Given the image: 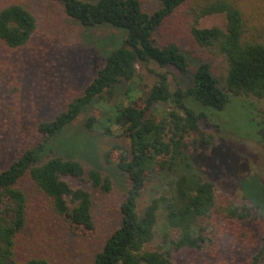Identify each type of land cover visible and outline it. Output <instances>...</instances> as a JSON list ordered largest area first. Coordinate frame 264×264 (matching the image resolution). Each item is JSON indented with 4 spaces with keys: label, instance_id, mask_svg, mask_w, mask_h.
<instances>
[{
    "label": "trees",
    "instance_id": "obj_1",
    "mask_svg": "<svg viewBox=\"0 0 264 264\" xmlns=\"http://www.w3.org/2000/svg\"><path fill=\"white\" fill-rule=\"evenodd\" d=\"M55 1L88 31L85 41L100 52L103 62L65 109L38 124L40 137L36 143L0 169V264H56L54 234L46 231L43 239H37L33 223L28 230L31 220L23 188L26 179L50 200V209L71 234L84 238L94 234L91 192L73 187L65 179L71 176L86 181L102 193L113 189L110 174L103 173L95 163L86 165L73 156L75 150L88 145L80 136L68 135L69 129L91 106L95 107L86 119V129L101 127L107 133L112 125L119 129L117 135L126 143L112 146L119 151L116 160L110 150L104 159L127 176L119 206L120 221L95 252L92 264H175L177 252L203 248L213 218L240 222L253 213L264 215V182L259 177L246 173L241 179L246 203L222 204L212 180L185 168L164 176L144 208L138 207L153 177L173 167L183 154L187 136L192 131L201 132L199 121L206 113L197 111L199 106L222 111L231 104L246 102L241 99L244 96L264 99V0ZM177 14L185 17L200 47L222 57L226 73L220 80L211 62L204 60L196 66L186 87L177 82L172 89L167 73L155 71L152 85L140 90L136 84L139 64L153 62L180 72L188 69V56L178 42L159 43L155 37L156 30ZM213 14L224 15V27L198 26L201 18ZM36 28L37 19L27 5L0 1L1 44L21 47ZM98 28H108L110 33L91 32ZM119 93L125 95L127 103L111 104L109 101ZM101 104L108 107L102 116L98 108ZM164 104L173 107L168 118L161 115ZM262 118L247 135L254 137L264 130ZM201 135L205 142L213 137ZM181 159L183 162L184 157ZM29 239L34 242L32 252L22 256L19 247ZM250 264H264V235Z\"/></svg>",
    "mask_w": 264,
    "mask_h": 264
},
{
    "label": "rangeland",
    "instance_id": "obj_2",
    "mask_svg": "<svg viewBox=\"0 0 264 264\" xmlns=\"http://www.w3.org/2000/svg\"><path fill=\"white\" fill-rule=\"evenodd\" d=\"M3 1V0H0ZM27 5L37 19V28L29 41L21 47L10 48L0 43V169L12 161L24 148L32 146L39 139L38 124L51 119L58 111L65 109L72 97L79 94L95 75L102 64L100 52L85 41L88 33L78 22L66 15L61 4L55 0H15ZM155 3L156 0H152ZM149 4V5H152ZM225 26L223 14L208 15L200 19L199 27ZM189 23L182 14L172 16L155 32L159 43L175 40L188 56L189 65L185 72L173 67L161 68L151 62L138 65L137 85L140 90L152 85L155 71L166 72L170 86L177 82L182 87L189 85L196 66L204 60L210 61L213 73L222 80L226 64L222 57L211 55L192 38ZM94 34H106L109 29H94ZM110 33V32H109ZM126 85V83H125ZM243 104H231L218 111L203 109L206 116L199 121L200 131H192L183 146V154L178 156L173 167L153 177L147 191L139 200V210L151 198L152 192L163 181V177L179 172L194 170L205 179L212 180L217 187L220 203L233 202L242 205L247 202L241 191V179L246 173L259 177L264 182V130L251 137L248 130L260 122L264 116V99L254 96L241 97ZM111 104L127 103L124 94L119 93ZM242 106V107H241ZM86 109L72 124L69 131L87 142L73 156L86 165L97 164L103 173L113 178V189L102 193L86 181L67 176L66 181L73 187L88 189L93 199L95 232L88 238L74 236L65 227L62 219L50 209V200L26 179L23 188L29 199L28 230L33 223L37 239L46 233L54 234L53 249L56 264H92L94 254L103 241L118 226L119 206L124 198L127 176L116 165L107 164L104 154L111 151L116 160L119 151L113 149L115 143H126L118 136L119 129L112 125L111 132L104 128L87 130L86 119L93 111ZM101 116L107 114V105L98 106ZM161 115L167 116L173 107L162 105ZM264 127V126H263ZM213 137L209 142L202 134ZM181 156L184 161L180 162ZM34 220V221H33ZM41 226V229L39 227ZM264 235V215L253 213L243 221L217 220L213 218L207 227L203 248L183 250L174 256L175 264H250L251 256L262 245ZM28 238V236H27ZM32 238V237H31ZM156 242L160 240L157 236ZM39 241V240H38ZM33 239L20 248L22 256L32 252Z\"/></svg>",
    "mask_w": 264,
    "mask_h": 264
}]
</instances>
